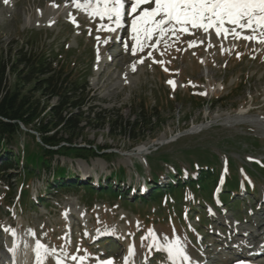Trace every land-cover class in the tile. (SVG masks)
Returning <instances> with one entry per match:
<instances>
[{
  "label": "rangeland",
  "instance_id": "1",
  "mask_svg": "<svg viewBox=\"0 0 264 264\" xmlns=\"http://www.w3.org/2000/svg\"><path fill=\"white\" fill-rule=\"evenodd\" d=\"M20 1L0 0V62L6 67L8 86L26 72L17 61L21 56L43 54L54 66L64 64L73 70L70 79L80 87L87 86L83 103L88 105L82 108L85 117L90 108L102 117L132 123L137 110L144 108L151 119L145 129L131 133L135 137L129 135V129L112 133L108 123L85 119L74 144L108 149L105 155L53 157L49 167L41 166L39 175L25 180L30 197L18 191V176L24 169L16 172V182L8 183L6 176H0V250L10 244L5 237L16 232L20 238L31 239L33 245H42L40 250L61 264L139 260L172 264L176 256L168 248L178 241L182 256L193 264H223L233 252L236 233L244 232L247 221L255 218L250 214L264 222V44L190 28L191 34L169 33L156 46L157 33L139 51V57L123 51L118 63L110 64L102 74L99 71L124 47L114 44L104 54L112 33L98 30L101 22L91 23L84 10L75 8L74 0H62L60 7L44 0H36L42 7H33L29 0L17 7ZM243 35L253 33L244 31ZM193 43L196 46H190ZM14 66H18L15 72ZM169 81L175 82V88ZM33 96L41 105L52 106L57 101L40 91ZM21 129L28 132L22 125ZM30 133L40 142L35 132ZM30 144V138L22 135L9 148L17 155ZM206 167L214 170V178L203 184L208 191L203 186L196 189V182L190 179L199 181L205 172L197 168ZM62 169L67 174L57 181L54 176ZM228 172L230 177L239 176V195L231 191L238 185H230ZM181 183L190 184V191L179 188L174 198L168 195L174 202L186 199L179 212L169 210L178 213L180 222L162 220L163 198L158 205L153 202L143 207L156 192ZM212 190L216 198L222 196L225 211L248 212L247 221L227 218L226 212L212 209L207 203ZM36 191L43 195V205L34 203ZM107 191L110 196H101ZM247 199L250 201L242 204ZM154 206L161 211L154 212ZM152 214L159 215L147 223V215ZM233 224L239 229L235 233ZM158 247L165 253L155 252ZM148 250L152 251L146 256ZM219 251L222 256L216 255ZM213 258L217 260L212 263Z\"/></svg>",
  "mask_w": 264,
  "mask_h": 264
},
{
  "label": "trees",
  "instance_id": "2",
  "mask_svg": "<svg viewBox=\"0 0 264 264\" xmlns=\"http://www.w3.org/2000/svg\"><path fill=\"white\" fill-rule=\"evenodd\" d=\"M42 55L29 53L17 60L20 63L19 66L22 65L27 69L25 74L18 70L23 75H18L12 86L7 85L6 67L0 62V176H6L8 183H11V180L16 182L18 181L15 176L16 172L20 168L24 169L23 174L18 176V189L24 195L28 194L29 187L24 183L25 180L29 181L33 176L38 175L41 166L49 167L53 157L59 155L69 158L91 159L104 152L105 149L92 145L86 144V146L79 147L74 144L76 136L84 129L81 123L85 119L108 123L112 133L116 131H118L117 133H126L129 129L130 136H134L131 134L133 132L145 129L144 124L147 125L151 119V115L144 108L137 110L136 120L132 123L123 122L121 119L112 120L110 117H102L100 114L90 111V108H88L87 113L89 117H85L82 108L88 105L83 103L87 86L83 84L80 87L78 82L70 79L74 73L73 70H68L64 64H59L56 67L53 63L47 62ZM17 69L18 66H14L13 72ZM31 84H34L33 87L27 89ZM38 91L43 96L57 99L55 105H41L39 99H35L33 96ZM85 97L87 98L88 95ZM48 108L49 110H47ZM91 115L94 116L91 118ZM21 125L28 132H24ZM30 132H35L40 142H37L34 134ZM60 133L67 134L69 138H64L63 135L59 136ZM22 135L28 136L31 144L19 149L16 155L9 146L16 144L19 136ZM164 161L168 162L169 160L164 158ZM262 166L264 170V164ZM208 168L202 169V172L205 173L200 176L199 184L201 186L212 179L213 170H208ZM58 172L54 176L57 181L66 175L64 169ZM119 175L123 174L119 173ZM232 178L230 185L237 186L239 176L233 175ZM208 188L207 186L204 189L208 190ZM177 189L178 187H172L173 196ZM163 193L164 191L156 192L157 195L151 199L159 201ZM149 201L151 200H148L147 203Z\"/></svg>",
  "mask_w": 264,
  "mask_h": 264
},
{
  "label": "snow or ice",
  "instance_id": "3",
  "mask_svg": "<svg viewBox=\"0 0 264 264\" xmlns=\"http://www.w3.org/2000/svg\"><path fill=\"white\" fill-rule=\"evenodd\" d=\"M7 2L8 0H5V3ZM74 4L77 9L86 10L92 17L114 20L116 28L122 26L125 15L124 0H86L83 4L74 0ZM150 4H154V7L144 8L131 20L132 39L135 41L133 55L143 50L157 33L159 38L156 46L169 33L191 34L190 28L205 33L214 30L217 37L223 36L225 39L231 35L235 39L264 44V0H130L127 15L133 16L141 6ZM98 30L115 31L111 26L104 24H101ZM244 31H250L253 35L245 36ZM97 39L99 40V37ZM190 46L196 45L193 43ZM169 84L175 88L174 81H169ZM178 245L177 241L175 246L168 248L174 257L182 255ZM42 247L37 245L38 256Z\"/></svg>",
  "mask_w": 264,
  "mask_h": 264
},
{
  "label": "bare ground",
  "instance_id": "4",
  "mask_svg": "<svg viewBox=\"0 0 264 264\" xmlns=\"http://www.w3.org/2000/svg\"><path fill=\"white\" fill-rule=\"evenodd\" d=\"M44 1L45 2H49V1L50 2H54L56 5H59V6H60V4L62 2V0H44ZM124 1L126 3L125 5H127V6L130 5V0H124ZM29 2H32L31 5L33 7H39V6L42 7V2H38L36 0H29ZM25 5H27V2L25 0H22V1L18 2V3H16V6L17 7L18 6H21L22 7V6H25ZM152 7H153V5H143V6H141L138 9V11L135 13V15L136 16L139 15L140 12L144 10V8H152ZM83 13H85V11H83ZM87 14H88V12H87ZM88 16H89V19L91 18V22L92 23H96V22L99 21V18L98 17H92L89 14H88ZM107 25H109L112 28H114L115 31H112L111 41L106 44V47H105V50H104V54H106V53L109 54L110 53V48H112V45H114V44L123 46L124 49L123 50H118L117 54L111 60V62H107L105 64L104 70H100L99 71L102 74H104L106 72V68H108V66H110V64L112 65L113 63H118V59L122 56V52L123 51L124 52H127V56L130 57V55L132 54L131 53V50L135 47V41L132 39V35L133 34L131 32V19L126 24V26L123 29H121V30L119 28H116L115 23H112V24L107 23ZM118 33L121 35V40H119V41L116 40L117 39L116 38L117 35L115 36V34H118ZM114 40H115V42H114ZM150 42L151 41H149L146 45L150 44ZM124 43H126L128 45V47H125L124 46ZM140 55H141V53L138 51L137 54H136V56L139 57ZM102 74H100V75H102ZM108 77L110 78L111 75L108 76ZM99 78H100V76H99ZM222 211H224V212L227 213V215H226L227 218L230 217L231 219L233 218L234 220L241 221V222H242L243 219H245L247 221V217L249 216L248 212L245 213L244 215H241L239 212H237V213H235V212L230 213V211H225L224 209H222ZM224 212H222V213H224ZM250 215H252V217L255 216V218H253L251 221H247V224H249V226L246 227V230L244 232H239L238 235L236 236V238H235L236 239V242L235 243H238L239 242L240 244H237L236 246H233L231 248L232 250H235L236 249L234 251L235 252V256H241L242 255V252H243V256H248L249 255V251H250L249 249L253 248V246H254V249H252L251 251H254L255 253L256 252H261L263 250L262 249V246H263V240H264V238L262 240V236L264 235V230H260V229L262 227H264V222L263 221H258L257 220L258 217L256 215H254L253 213H251ZM231 228L234 231L239 230L238 227L235 224H233ZM233 233H235V232H233ZM243 236H246V238L245 239H241V237H243ZM27 238H28L27 236H24L23 239H27ZM4 240L5 241H8L10 244L12 242V244H13V241H12L13 238L10 235L9 236H6ZM24 243H25V248L26 249H28L29 251H32L33 250L32 260L30 261V263L28 262V259L29 258L27 257V255H25L23 257H20V259H19V257L16 256V251H17V248L19 247L18 245H16L14 247L15 248L14 251H12L13 250V247L12 246L9 247V248H7V249H4L3 250L4 253H6V257L4 258V261L7 260L8 253L11 256L9 257V262L10 263L9 262H7V263L3 262L2 264H61L57 259H55L54 256H51V255L43 252L42 251L43 249L42 250H39L40 255L38 256V254H37V246H33V244L31 243V240L30 239L28 241L26 240ZM253 243H255L256 245H252ZM0 245H2L1 240H0ZM216 255L217 256H222V252H218ZM189 260L190 259H188V258L183 259V258H180V257L178 258L177 257V260H176V262L174 264H186L187 261H189ZM215 260H217V259L216 258H213L212 263ZM215 263H218V261L214 262L213 264H215Z\"/></svg>",
  "mask_w": 264,
  "mask_h": 264
}]
</instances>
